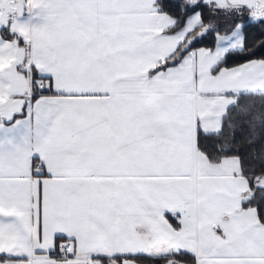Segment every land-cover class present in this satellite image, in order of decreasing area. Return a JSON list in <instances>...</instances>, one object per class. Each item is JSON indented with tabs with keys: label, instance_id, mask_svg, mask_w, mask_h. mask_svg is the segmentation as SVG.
Here are the masks:
<instances>
[{
	"label": "snow or ice",
	"instance_id": "snow-or-ice-1",
	"mask_svg": "<svg viewBox=\"0 0 264 264\" xmlns=\"http://www.w3.org/2000/svg\"><path fill=\"white\" fill-rule=\"evenodd\" d=\"M0 264H264V0H0Z\"/></svg>",
	"mask_w": 264,
	"mask_h": 264
},
{
	"label": "trees",
	"instance_id": "trees-1",
	"mask_svg": "<svg viewBox=\"0 0 264 264\" xmlns=\"http://www.w3.org/2000/svg\"><path fill=\"white\" fill-rule=\"evenodd\" d=\"M245 31H246V34L248 36L249 44H251V41L254 38H259L261 30L259 28H247ZM210 40H211V37L206 38L205 44H207ZM197 46H201V45H197ZM238 62H241V61L239 59H230L229 60V64L238 63Z\"/></svg>",
	"mask_w": 264,
	"mask_h": 264
}]
</instances>
